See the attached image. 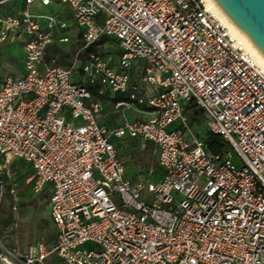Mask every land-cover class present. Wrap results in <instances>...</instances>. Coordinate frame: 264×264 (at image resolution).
Segmentation results:
<instances>
[{"label":"built area","instance_id":"1","mask_svg":"<svg viewBox=\"0 0 264 264\" xmlns=\"http://www.w3.org/2000/svg\"><path fill=\"white\" fill-rule=\"evenodd\" d=\"M36 1L66 6L84 47L116 41L115 64L91 54L81 74L128 93L113 103L121 125L99 123L101 103L71 82L76 62L43 64L49 48L68 41L59 36L67 24L32 15ZM13 33L25 36L24 58L20 75L0 79V201L9 185L18 210L10 162L28 164L30 192L47 194L55 238L26 252L0 239V264H264V69L203 0H25L0 14V45ZM135 61L148 66L147 94L129 92ZM134 104L154 116L127 121ZM187 104L229 144L223 159L189 128ZM112 137L153 143L159 179L132 181Z\"/></svg>","mask_w":264,"mask_h":264},{"label":"rangeland","instance_id":"2","mask_svg":"<svg viewBox=\"0 0 264 264\" xmlns=\"http://www.w3.org/2000/svg\"><path fill=\"white\" fill-rule=\"evenodd\" d=\"M24 1L25 0H9L4 6H2V10H7L11 8L19 11L24 7ZM28 9L32 15L48 17L58 12L63 13L65 7L56 3H51L49 6H42L38 1H36L32 5H30ZM66 9L67 11H69L68 8ZM79 42H81V40L72 32L68 36V41L66 43L60 44L58 47L63 48L64 50H69L70 48L77 47V44ZM101 50L105 52V58L112 59V62H114L112 64H115L118 57L116 53L118 51L117 45L111 41L105 44ZM0 51V75L5 76L10 74H20L22 66L20 43L18 41L13 42L11 39H8L7 41L1 44ZM81 65L82 64L80 62H76L73 66L71 71V82L87 86L88 82L84 80L80 72ZM144 65L145 63L143 61H135L129 69V76L131 79L133 78V84L138 87H143L144 78H141L140 74ZM154 73L156 72L154 71ZM113 111L114 112L112 114L114 117L115 125L116 120L120 118L121 115L117 114L118 112H116L115 110ZM126 117L128 120H130L129 116ZM100 121L102 122L103 118H100ZM206 123L207 121L203 115H201L192 124L187 122L189 128L201 139L205 137V134L208 131ZM105 125L108 127H106L108 131H111L116 128H109L110 126L108 124ZM119 125H121V123ZM110 141L115 146L119 154V158L123 161L124 166L128 171L127 175L130 179H137L136 181L141 180L149 182H155V180L159 179L160 173L157 169L152 170L149 173L141 174L132 166L130 162V156L132 154L130 153L132 151H139L138 144H136L135 142H127V140L124 139H115L113 137ZM231 161L238 167L242 166L241 159L234 152L231 154ZM14 162H17V160L11 159L10 166ZM2 164L3 160L0 158V169L2 167ZM19 170L20 171L16 175L17 194L19 198L18 210L14 212L10 209L12 201L10 197L7 196V194L5 193L3 204L0 208V239L8 247L18 249L20 252H26L28 248L33 244H36L37 242L41 241L46 242L47 239L51 238L55 234V231L49 219V208L47 205V198H45L44 200H39L36 204V208H33L31 204L26 205L28 201L33 200L38 195L34 196L30 192V185H26L28 181L25 182L23 179H18L19 175L22 172L29 174V177L31 176L28 165L22 164L20 162ZM145 202H151V198H147ZM22 203H24L25 206H22ZM7 214L13 216V221L8 228H5L1 224V219L4 218ZM51 239H53V237Z\"/></svg>","mask_w":264,"mask_h":264},{"label":"trees","instance_id":"3","mask_svg":"<svg viewBox=\"0 0 264 264\" xmlns=\"http://www.w3.org/2000/svg\"><path fill=\"white\" fill-rule=\"evenodd\" d=\"M111 41L117 45L115 40H109L108 38L102 37L87 47H84L83 43L79 42L77 44V47L70 48L69 50H64L63 48H51L44 53L42 62L43 64H46V65L53 64V65L70 67L72 66L74 62H80L81 64H83L85 61L89 59V56L91 54H95L101 58H104L105 52L101 49L105 44ZM116 53L117 55H119V49ZM147 69H148V66H145L144 70L140 74L141 78L145 77L147 73ZM80 72H81V69H80ZM10 75L14 76V74H10ZM6 76L8 75H5V76L0 75V79ZM86 88L90 91V93L93 96L95 97L98 96V93H97L99 89L98 84L87 85ZM115 95H116V97L114 98L115 101L128 99V93H116ZM148 109H151V108H148ZM183 113L184 115L187 116V122L191 124L195 122L202 115V111L195 108V106L192 104L185 105L183 109ZM202 139L207 146L208 152L211 155H219L221 159H223L225 154L229 152L230 150L229 144H227L219 135L213 134L210 131H207V133L205 134V137ZM20 162L22 164H26L23 161H17V162H14L10 166L11 173L15 181H17L16 175L20 171L19 170ZM130 162L132 166L141 174L149 173L150 171L157 169L161 175V172L157 164V149L152 145V143H148L142 152H134L130 156ZM28 167L30 169L31 176L29 177V174L22 172L18 177V179H23L25 182L28 181L26 184L27 186L30 185L33 179V170L31 169L29 165ZM1 179L7 182V179L5 176L3 175L0 176V180ZM9 190H10V186L7 185L5 188L4 194L6 193L7 196L10 197L12 201L10 209L12 210L13 200L9 194ZM4 194H3L2 200L0 201V208L3 204ZM45 198H47V194L41 193L33 200L28 201L26 205L31 204L33 208H36V204L38 203V201L44 200ZM21 205L25 206L24 203H22ZM5 217L1 219V224L3 225V227L8 228L13 221V216H10L7 214ZM52 237L54 238L55 234ZM51 238L47 239L46 243L53 241V239Z\"/></svg>","mask_w":264,"mask_h":264},{"label":"crops","instance_id":"4","mask_svg":"<svg viewBox=\"0 0 264 264\" xmlns=\"http://www.w3.org/2000/svg\"><path fill=\"white\" fill-rule=\"evenodd\" d=\"M63 7H65V10L63 11V13L61 12L62 13L61 14L60 12H58L56 14L58 15V17L60 19H62L63 21L66 22L67 29L62 31L59 34V36L60 37L66 36L68 38L70 33L73 32V34L80 39V34H79V31L77 30V28L74 25V22H73V19H72V15H71V11L69 9H68L69 11H67V9H66L67 7L66 6H63ZM6 11H8V12H6ZM16 11H17L16 9H11V8H9L7 10L6 9L5 10L1 9L0 10V14H2V15L3 14H9V13L16 12ZM9 39H11L13 42L18 41L20 43V45H21V58H22V63H23L24 55H23V48H22L23 43H22V41L25 39V36L23 34L18 36L17 34L13 33V34L10 35ZM58 46H53L51 48H59ZM51 48H49V49H51ZM0 53H1V51H0ZM144 68H145V65L142 68V71L144 70ZM21 72H22V66H21L20 74H21ZM20 74H18V75H20ZM14 76H17V75H14ZM84 80H86L88 82V85L98 84L97 82L90 83V81L87 80V79H84ZM133 82H134L133 78L132 79L130 78V83H129V88L130 89H129V92L131 91V88H133V87L138 89V95L147 94L149 92V88L144 83H143V87H138L135 84H133ZM97 93H98L97 97H95L93 95H92V97H93V100L99 101L101 103V106H102V111H101V113L99 115V119H98L99 123L101 125H103L104 127H107L105 124H108L110 126L109 128H114V127L119 126V124L122 122L121 121V117L116 120L117 124L115 123V125H114L115 121H114V117H113V114H112L114 112L113 111L114 110L113 109V103L116 102L114 100L116 95L113 94L112 92H110L108 89L102 88L100 85H99V89H98ZM117 114H119V113H117ZM126 116H129L130 120H128ZM153 116H154V113H153L152 109H148L146 107L139 106L137 104H134V106H133V108L131 110L125 111V119H127V121H129V122H132V121H146V120L151 119ZM100 118H103L102 122L100 121ZM123 139L127 140V142H131V143L135 142L136 144H138L139 151H137V152H142L145 149L146 145L148 143H151V142H147V141H143V140H139V139L138 140H133V139H129V138H126V137L122 138V140ZM152 145L156 148V146L153 143H152ZM133 153H134V151H132L130 154H133ZM118 156H119V154H118ZM126 171H127V169H126ZM127 174H128V171H127ZM131 180L132 181H136L137 179H131ZM157 180H155V182ZM54 238H53V240H54Z\"/></svg>","mask_w":264,"mask_h":264},{"label":"water","instance_id":"5","mask_svg":"<svg viewBox=\"0 0 264 264\" xmlns=\"http://www.w3.org/2000/svg\"><path fill=\"white\" fill-rule=\"evenodd\" d=\"M264 56V0H214Z\"/></svg>","mask_w":264,"mask_h":264},{"label":"bare ground","instance_id":"6","mask_svg":"<svg viewBox=\"0 0 264 264\" xmlns=\"http://www.w3.org/2000/svg\"><path fill=\"white\" fill-rule=\"evenodd\" d=\"M206 4V7L211 10L214 15L234 34L240 36L246 45V47L255 55L256 60L264 69V56L256 49V47L250 42L248 37L240 31L222 12L220 7L214 2V0H203Z\"/></svg>","mask_w":264,"mask_h":264}]
</instances>
